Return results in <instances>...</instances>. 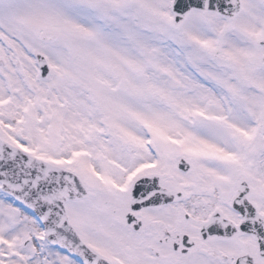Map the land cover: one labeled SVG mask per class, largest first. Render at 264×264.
Wrapping results in <instances>:
<instances>
[{"label": "rangeland", "instance_id": "obj_1", "mask_svg": "<svg viewBox=\"0 0 264 264\" xmlns=\"http://www.w3.org/2000/svg\"><path fill=\"white\" fill-rule=\"evenodd\" d=\"M171 2L139 0L132 16L138 23L125 29L130 45L121 48L106 43L110 39L91 24L88 13L69 3L0 0V137L80 177L89 194L66 203L69 221L111 264H188L184 256L179 262L142 249L137 234L129 235L134 233L122 225V206L130 198L127 181L137 175L132 176L135 169L141 174L172 167L171 186L182 192V200H209L216 189L234 195L244 181L264 215V27L249 37L245 29L249 13L264 10V0H241L240 13L231 18L193 10L178 26L171 25ZM239 37L249 39L247 50L237 47ZM35 51L48 62L45 77L38 75ZM208 51L244 72L245 122L229 130L228 146L197 124L187 87L176 79L175 69L185 62L202 73L199 62ZM210 79L222 80L214 72ZM208 106L200 114L214 113L212 119L226 110L212 102ZM217 157L235 164L217 163ZM179 159L189 163L187 171L177 167ZM149 163L153 167L144 168ZM5 205L1 214L10 231L20 227L23 234L13 243L0 239V264L78 263L48 243L35 216L0 189V206ZM31 232L35 249L18 256L13 245L33 243ZM221 246L236 256L233 241Z\"/></svg>", "mask_w": 264, "mask_h": 264}, {"label": "water", "instance_id": "obj_2", "mask_svg": "<svg viewBox=\"0 0 264 264\" xmlns=\"http://www.w3.org/2000/svg\"><path fill=\"white\" fill-rule=\"evenodd\" d=\"M191 8L215 10L224 15H234L241 8L240 0H173L171 9L176 20L185 17ZM40 75L47 72V64L42 56L37 61ZM186 169L183 160L178 163ZM0 184L1 189L22 202L40 220L47 239L86 264H108L106 260L90 251L79 239L68 222L65 202L80 199L87 195L80 178L63 168L35 158L0 138ZM247 187L240 185L238 195L233 200L239 212L240 229L253 233L261 250H264V227L261 213L246 198ZM179 192L165 190L155 179L141 178L132 188V208L142 205H156L166 202ZM213 219L211 228L228 234L230 226L226 223L216 226ZM202 229V227H201ZM235 264H257L248 257L241 256Z\"/></svg>", "mask_w": 264, "mask_h": 264}, {"label": "bare ground", "instance_id": "obj_3", "mask_svg": "<svg viewBox=\"0 0 264 264\" xmlns=\"http://www.w3.org/2000/svg\"><path fill=\"white\" fill-rule=\"evenodd\" d=\"M61 3H69L78 11H85L88 13V17L91 18V24L102 32V35L107 36L108 41L106 43L116 42L121 48H126L130 41V32L125 30L130 24H137L138 21L132 19V16L138 13L139 0H57ZM131 17V18H130ZM262 27H264V10L259 9L254 13H249V22L245 29L247 30L248 37L253 33H257ZM237 47L247 50L249 45V39H243L239 37L236 40ZM104 50L103 47H101ZM238 50V49H237ZM212 51H208L201 63L202 73H194L188 65L189 62H185L186 65L178 66L175 69L176 79L179 84L187 87V91L191 96V105L189 111H194L197 124L205 129L213 131L218 139H221L224 145L230 144L228 132L233 125L237 123H244L245 117L244 111L241 109V102L245 99L244 93L240 91L242 85V79L244 72L241 67L233 66L228 58L219 59L213 58ZM247 52L245 51V54ZM199 65V64H197ZM211 72L222 78L217 81L210 79ZM208 102L226 109L222 114L216 115L212 119L210 114H200L202 110H208L211 107L208 106ZM183 111L185 108H181ZM185 112V111H184ZM263 125V124H262ZM256 140L252 144V148L255 150L257 143L259 142V135L256 136ZM256 154L261 155V150H257ZM206 158V157H205ZM217 163L224 162L226 164L234 165L235 160L227 159L222 160L220 157L214 158ZM216 164V162H215ZM8 208L6 205L0 206V239L2 241L12 240V243L17 241L18 236L22 235L23 230L18 228H12L10 231V224L5 220V217L1 214L3 209ZM30 237L33 243L30 245L25 244V241L16 243L13 245V249L17 252L18 256L27 257L35 249V232L30 233ZM35 243V244H34ZM24 247V248H21ZM18 250V251H16ZM38 261H43V258L38 256ZM44 263V261H43ZM79 264V263H77Z\"/></svg>", "mask_w": 264, "mask_h": 264}, {"label": "flooded vegetation", "instance_id": "obj_4", "mask_svg": "<svg viewBox=\"0 0 264 264\" xmlns=\"http://www.w3.org/2000/svg\"><path fill=\"white\" fill-rule=\"evenodd\" d=\"M183 21L175 23L171 19V25L178 26ZM200 21L205 22V19L202 18ZM165 169L168 171L157 172L150 168L149 172L142 173L139 177H153L161 186L172 189L173 168L165 167ZM209 194L212 195L209 200L190 204V212L184 209L182 211L180 208L185 204V199L182 198H174L163 205L145 206L136 210L131 209L129 199L126 205L122 206L123 224H121L127 231L131 230L130 232L134 233L129 235L135 237L137 234L142 249H148L155 255L167 254V260L180 258L178 260L180 262L184 256L188 264H196L202 258L210 260V264H223L229 260L234 264L237 256L246 255L257 263L264 264V251L260 250L255 236L238 228L239 214L232 206L235 195L232 190L219 192L216 189ZM213 195L216 196L215 199ZM215 216L232 226L229 236H221L211 228V219ZM201 225L203 230L200 229ZM244 237L247 239L238 240ZM224 240L233 241L237 250L234 258L231 251L223 250L221 245Z\"/></svg>", "mask_w": 264, "mask_h": 264}]
</instances>
